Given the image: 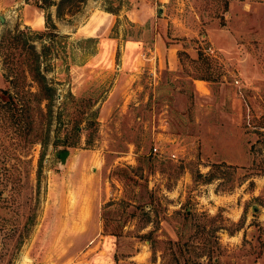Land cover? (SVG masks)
Masks as SVG:
<instances>
[{"label": "rangeland", "instance_id": "1", "mask_svg": "<svg viewBox=\"0 0 264 264\" xmlns=\"http://www.w3.org/2000/svg\"><path fill=\"white\" fill-rule=\"evenodd\" d=\"M127 2L66 0L57 18L0 0V264H136L119 261L136 244L146 264H264V41L223 54L189 38L177 69L141 59L135 72L110 53L140 33L124 17L80 33ZM197 5L222 23L220 1ZM35 9L55 35L29 22ZM34 56L53 99L27 70ZM95 214L93 241L77 245Z\"/></svg>", "mask_w": 264, "mask_h": 264}, {"label": "crops", "instance_id": "2", "mask_svg": "<svg viewBox=\"0 0 264 264\" xmlns=\"http://www.w3.org/2000/svg\"><path fill=\"white\" fill-rule=\"evenodd\" d=\"M127 1H129L128 5L121 4L114 13L101 8L99 16L96 17L103 24L97 28L93 23L90 24L92 21L89 22L91 16L94 15L88 16L89 20L81 25L80 32L85 38L101 37L98 35V31L103 26H109L112 20L119 17H124L127 22L139 29L140 33H134L133 36L125 34L121 37V34L120 44L114 43L110 53L114 57L118 51V65L127 67L133 65L134 68H137L138 64L147 60L149 68H153V70H175L180 63V52L187 53L191 57L192 51H195L192 46L187 45L189 38H193L195 46L203 40L208 43L209 50L220 51L223 54H226L228 49L241 52L245 44L250 41H245L243 37L248 34H253L254 38L251 40L264 41V0H213L220 1L224 6V9L219 13L223 20L222 23H219L217 17L209 20L204 19L206 10H201L197 5L200 0ZM34 17L41 18L43 25L41 11L35 9V13L30 12V23ZM215 37L217 38L215 39ZM218 40L221 42L220 45L217 43ZM135 72H138V68ZM95 218L96 214L91 216L87 223H83L89 227L88 232L76 239L77 245L90 238ZM97 220L103 225L101 217H98ZM76 224L79 225V222ZM99 236L101 238L97 242L103 243L104 247H100L97 252L108 257L109 254H113L110 245L114 242V236L107 233ZM91 239L93 241V238ZM134 247L131 254L119 261L146 264L147 254H143L141 260H138L139 262L135 260L142 254L141 245L136 244ZM112 264H115L114 261Z\"/></svg>", "mask_w": 264, "mask_h": 264}, {"label": "trees", "instance_id": "3", "mask_svg": "<svg viewBox=\"0 0 264 264\" xmlns=\"http://www.w3.org/2000/svg\"><path fill=\"white\" fill-rule=\"evenodd\" d=\"M66 0H34V6L40 10H44L45 8L49 6H55V15L57 18H62L64 16L62 4ZM83 0H79V2H82ZM106 11L114 13V10H110L105 8ZM44 19V30L41 31L43 34H52L55 35V25L53 21L51 20V17L48 13H45L43 16ZM51 29V30H48ZM47 31V32H45ZM9 32H7L8 34ZM18 36L13 38L12 40H17ZM91 39V38H90ZM3 39H1L2 41ZM11 40V41H12ZM37 56H34V59L32 61V64L30 66H27L28 72L31 74L32 80L36 82V85L38 86V92L41 95V99H53L55 88L48 83L44 77V75L39 70V64L38 61H36ZM8 80V79H6ZM2 93H5L8 96V90H2Z\"/></svg>", "mask_w": 264, "mask_h": 264}, {"label": "water", "instance_id": "4", "mask_svg": "<svg viewBox=\"0 0 264 264\" xmlns=\"http://www.w3.org/2000/svg\"><path fill=\"white\" fill-rule=\"evenodd\" d=\"M3 21V17L0 16V22ZM68 154L69 152L67 150H62L60 152H58L56 154L57 158H58V162H57V165L59 168L63 167L65 165V162L67 160V157H68Z\"/></svg>", "mask_w": 264, "mask_h": 264}, {"label": "built area", "instance_id": "5", "mask_svg": "<svg viewBox=\"0 0 264 264\" xmlns=\"http://www.w3.org/2000/svg\"><path fill=\"white\" fill-rule=\"evenodd\" d=\"M115 68H118L117 64H115ZM152 151H156V148H152Z\"/></svg>", "mask_w": 264, "mask_h": 264}]
</instances>
